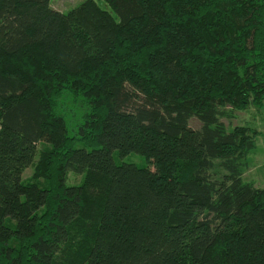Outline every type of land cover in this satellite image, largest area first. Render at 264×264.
Instances as JSON below:
<instances>
[{"label": "trees", "instance_id": "1", "mask_svg": "<svg viewBox=\"0 0 264 264\" xmlns=\"http://www.w3.org/2000/svg\"><path fill=\"white\" fill-rule=\"evenodd\" d=\"M104 1L0 0V264H264V188L222 122L264 103V0Z\"/></svg>", "mask_w": 264, "mask_h": 264}, {"label": "rangeland", "instance_id": "2", "mask_svg": "<svg viewBox=\"0 0 264 264\" xmlns=\"http://www.w3.org/2000/svg\"><path fill=\"white\" fill-rule=\"evenodd\" d=\"M85 1L87 0H50V5L54 10L67 14ZM94 1L117 18L115 12L104 0ZM55 110L64 117L69 133L73 136L83 125L88 107L83 98H78L72 92L66 91L64 96L57 98ZM222 122L229 131L235 132L241 140L249 142L247 151L243 153L245 146L242 145L239 147L238 153L243 161V179L255 183L258 188H264V103L261 106L251 105L244 110L231 111L230 109L229 116L222 119ZM190 126L198 129L201 123L192 119ZM115 159L117 163L124 162L139 167L148 166L152 168L150 161L136 153L129 154L124 158H119L116 155ZM31 173V169H29L24 178L29 177ZM69 182L77 184L80 182V177L70 175Z\"/></svg>", "mask_w": 264, "mask_h": 264}]
</instances>
